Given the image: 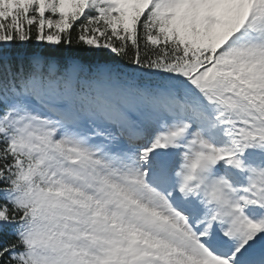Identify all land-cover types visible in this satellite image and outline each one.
<instances>
[{
	"label": "snow or ice",
	"instance_id": "snow-or-ice-1",
	"mask_svg": "<svg viewBox=\"0 0 264 264\" xmlns=\"http://www.w3.org/2000/svg\"><path fill=\"white\" fill-rule=\"evenodd\" d=\"M0 264H264V0H0Z\"/></svg>",
	"mask_w": 264,
	"mask_h": 264
}]
</instances>
